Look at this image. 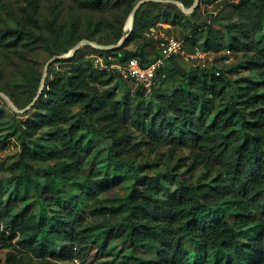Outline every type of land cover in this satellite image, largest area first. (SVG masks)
Returning <instances> with one entry per match:
<instances>
[{"label":"trees","instance_id":"1","mask_svg":"<svg viewBox=\"0 0 264 264\" xmlns=\"http://www.w3.org/2000/svg\"><path fill=\"white\" fill-rule=\"evenodd\" d=\"M27 1L31 11H27L25 20L35 22L37 0ZM137 1L85 0V3L103 12L119 9L125 3L133 8ZM179 1L191 7L195 0ZM259 1L231 3L239 18L226 25V35L232 36L229 48L248 55L244 67L254 71L258 81L247 79L234 86L223 69L185 70L174 66L176 61L172 60L166 66V77L150 94L159 92L171 74H181L185 80L182 86L160 96L154 110L142 100L128 97L119 100L112 87L117 83L126 87L124 80L128 78L120 72L97 67L93 54L81 56L75 52L59 60L70 66L46 77L39 98L30 108L34 113L18 122L22 151L15 165L19 171L16 185L17 189L21 185L24 188L21 195L16 190L13 197L0 203V242L28 254L19 256L10 251L7 264H23L26 257L40 259L50 255L84 261L94 249L104 253L109 248L117 230L110 226L92 230L84 225L86 210L82 201L84 196L92 198L119 185L122 178L94 175L77 180L93 146L92 138L82 136L80 131L84 128L110 138L111 155L123 157L134 150L141 153L142 143L132 142L129 126L143 134V141L151 151L163 145H168L172 155L186 146H193L194 150L189 162L180 161L175 166L178 184L173 189L155 174L143 175L134 167L137 179L119 203L125 213L123 221L129 225L124 237L131 249L128 264H264V0ZM152 2L155 1L143 4ZM141 6L123 44L96 49L98 54L112 55L113 60L123 63L137 56L142 65L159 55L158 49L153 55L146 49L154 42L157 44L152 37H145L140 48L126 49L151 26L170 18L164 10L155 16L159 20L153 22L152 13ZM202 26L207 27L204 42L207 50L225 46L227 36L208 23L198 27ZM24 32L23 26H0V46L4 50L18 49L24 45ZM258 33H262L259 39ZM40 38L34 36L35 41ZM42 78L38 70L29 76L32 93L24 104L15 100L20 109L33 101ZM135 90L136 97L148 95L140 87ZM231 90L234 93L225 108L217 109L216 102ZM74 113L77 117L69 126L52 134L60 138L61 147L44 149L27 142L46 127L61 129ZM5 145L0 142V149ZM60 157L63 159L54 160ZM200 166L216 172L211 180L197 183L187 177ZM40 176H44V181H39ZM30 185L43 197L41 206L25 200ZM67 186H75L80 192L66 196ZM12 207L16 210L12 211ZM139 247L143 250L137 251ZM98 263L113 264V260Z\"/></svg>","mask_w":264,"mask_h":264},{"label":"rangeland","instance_id":"2","mask_svg":"<svg viewBox=\"0 0 264 264\" xmlns=\"http://www.w3.org/2000/svg\"><path fill=\"white\" fill-rule=\"evenodd\" d=\"M238 1L199 0L197 7L189 13L185 12L179 4L167 1H155L143 4L141 7L142 10H148L152 13L153 22L159 20L155 16L164 10L170 14V18L163 21L165 24L158 28L157 34L160 36L164 32L184 40V49L189 56V59L182 56L176 58V62H173L174 66L182 67L185 70L207 68L215 71L223 69L234 86H237L242 84L243 80H259V76L254 71H248L244 67L248 55L229 48L232 36L226 35V25L239 18V13L231 7V3ZM251 1L256 4L260 3L259 0ZM138 2L139 0L136 4ZM133 9L134 7L131 8L128 3H125L119 9H107L99 12L88 6L85 0H37L34 22L25 20L27 11H31V6L27 0H3L0 4V26L12 28L23 26L25 41L24 45L14 50H4L0 46V91L14 103L17 99L21 104H24L32 93L28 83L29 76L38 70L43 77L47 62L56 56L54 53L61 56L70 55L77 44L87 39L98 44L103 43H99L97 40L106 42L104 44L107 45L120 43L130 31ZM204 23H208L227 36L225 46L216 50H207L204 47L207 27H198ZM146 32L143 37L134 40L126 49L133 51L138 47L140 48L144 44L145 37H149ZM120 33L123 35L122 37L119 36ZM34 36H41V38L35 41L37 39H34ZM86 36L92 39L86 38ZM261 36L262 33L257 34L258 39ZM156 41L158 42L159 39L157 38ZM27 42L29 43L27 44ZM155 43L152 44V47H146L150 55H153L157 49ZM96 49L92 45L84 43L77 49L76 53L78 52V55L81 56H90L97 53ZM63 59L60 58L50 63L47 77H52L53 72L70 66L67 62L59 61ZM49 70H52V73H49ZM184 80L185 78L181 74H171L168 80L162 84L159 92L140 97H136V90L130 79L124 80L126 87L117 83L112 88H115L114 91L119 100H122V97H128L130 100H142L156 110L159 97L182 86ZM233 93L234 90H231L229 94L219 99L216 102L217 109L225 108ZM15 105L17 106L16 103ZM33 113V109H28L25 112L16 111L7 98L0 94V115H3L0 117V142L3 141L6 144L3 149H0V203L8 197H13L16 190L20 195L23 192L24 186L21 185L17 189L16 185V176L19 171L15 165L22 151L18 122L25 120L28 115ZM76 117L77 114L74 113L69 123L61 129L56 126L44 128L35 137L28 139L27 142L44 149L61 147L60 138H55L52 134L58 130L63 131ZM237 127H240V122L237 123ZM129 128L133 134L132 142L142 143L139 149L141 153L138 154L134 150L123 157L111 155L112 140L110 138L89 133L84 128L80 131L82 136L92 138L93 146L77 180L88 179L94 175H98L100 178L113 175L122 178L119 185L98 193L95 197L84 196V200L82 199V204L86 210L84 225L89 226L92 230L109 226L117 230L118 235L111 241L109 248L104 253L94 249L84 261L78 257L55 258L50 255L40 259L26 257L23 264H99V260L105 262L113 260V264L129 263L127 256L131 251L130 244L124 240L129 225L123 221L125 213L119 208V203L129 193L132 183L137 179L134 167L138 168L140 174H155L163 180L168 188L173 189L178 184L175 166L180 161L189 162L194 150L193 146H186L180 148L176 155H172L168 145H163L151 151L143 141V134L134 126H129ZM61 159L63 157L54 160ZM115 159L117 160L115 161ZM44 165L50 166L51 163ZM183 169L185 167H182ZM215 173L200 166L189 172L187 177L194 182L203 183L211 180ZM39 181H44V176H40ZM66 188H68L65 192L66 196L80 192L75 186H67ZM44 196H48V194ZM42 199L43 197L33 186H28L26 201L33 200L36 206H41ZM11 210H16V207H12ZM142 250L141 247L137 249V251ZM10 251L16 252L19 256L28 254L26 251L0 242V264H7V254Z\"/></svg>","mask_w":264,"mask_h":264},{"label":"built area","instance_id":"3","mask_svg":"<svg viewBox=\"0 0 264 264\" xmlns=\"http://www.w3.org/2000/svg\"><path fill=\"white\" fill-rule=\"evenodd\" d=\"M165 23L163 21L151 26L146 35L158 38L157 55L151 62L146 65L140 63L139 57H130L126 62L113 60L112 55L105 56L102 54H93L94 63L102 70L120 72L125 78L130 79L134 87H140L145 94H150L153 88L167 75L166 66L172 60L182 56L189 59L184 49V40L174 35L162 32L160 36L157 30Z\"/></svg>","mask_w":264,"mask_h":264},{"label":"water","instance_id":"4","mask_svg":"<svg viewBox=\"0 0 264 264\" xmlns=\"http://www.w3.org/2000/svg\"><path fill=\"white\" fill-rule=\"evenodd\" d=\"M147 1H167V2H171V3H177V4H179V5L181 6V8H182L185 12H188V13L191 12V11H193V10L197 7V5H198V3H199V0H195L194 3H193V5H192L190 8L187 9V8L185 7V5L183 4V2H181V1H179V0H140V1L136 4V6L134 7V9H133V11H132V14H131V19H132V22H131V30L133 29L134 21H135V15H136L138 9L140 8V6H141L143 3L147 2ZM131 30H130V31H131ZM129 33H130V32H129ZM129 33L127 34V36L129 35ZM127 36H125V37L123 38V40H122L120 43H118V44H112V45L98 44V43H96V42H94V41H92V40H88V39H87V40H82L79 44H77V45L74 47V49L72 50V52H71L70 55H66V56L56 55V56H54L53 58H51V59L47 62L46 66H45V72H44V75H43V78H42V81H41V86H40V89H39L37 95L35 96V98L33 99V101H32L28 106H26V107L23 108V109H20L18 106H16L15 103H14V102H13L8 96H6L3 92L0 91V94L4 95V96L7 98V100L12 104L13 108H14L16 111H18V112H25L26 110L30 109V108L33 106V104L36 102V100L39 98V96H40V94H41V92H42V90H43V88H44V86H45L46 77H47V71H48L49 65H50V63H51L52 61L57 60V59H60V58H69V57L73 56V55L75 54V52L77 51V49H78L81 45H83L84 43H88V44L92 45L93 47H95V48H97V49H111V48H116V47H119V46H121V45L123 44V42L125 41V39L127 38Z\"/></svg>","mask_w":264,"mask_h":264}]
</instances>
